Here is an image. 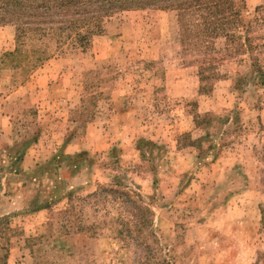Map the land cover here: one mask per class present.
Listing matches in <instances>:
<instances>
[{"label": "rangeland", "instance_id": "rangeland-1", "mask_svg": "<svg viewBox=\"0 0 264 264\" xmlns=\"http://www.w3.org/2000/svg\"><path fill=\"white\" fill-rule=\"evenodd\" d=\"M235 1L263 37L264 0ZM161 7L46 35L19 23L18 0L0 23V264H264V83L235 85L246 51L201 82ZM252 55L264 70V49ZM205 130L219 149L201 161L178 138ZM126 190L152 210L147 226Z\"/></svg>", "mask_w": 264, "mask_h": 264}, {"label": "trees", "instance_id": "trees-1", "mask_svg": "<svg viewBox=\"0 0 264 264\" xmlns=\"http://www.w3.org/2000/svg\"><path fill=\"white\" fill-rule=\"evenodd\" d=\"M18 0H0V23L9 14L16 10ZM142 0H19V23L27 29L36 28L49 35V31H95L102 28V22L108 15L126 9L144 8L152 6L173 7L177 11V16L181 28V37L185 48L193 53L194 58L199 60L200 81H208L212 77L222 76L219 66L228 58L235 57L240 52L245 51L251 55L250 67L245 73H238L235 85L244 86L249 82L256 85L264 83V70L260 62L253 59L255 51L262 52L264 49V35L252 34V31L261 23L260 15H256L253 20H245L243 12L238 9V1L235 0H144L150 5H137L135 3ZM243 1V0H241ZM263 10L264 5L257 11ZM9 21H16L9 19ZM264 21V19L262 20ZM244 27L247 36H242L244 31H230L228 27ZM81 25L78 27V25ZM239 28V27H237ZM239 30V29H238ZM256 32V31H255ZM77 39L85 41L88 34L77 32ZM70 35H68L69 37ZM261 37L263 41H261ZM224 39L222 49L216 47V40ZM255 43V44H254ZM255 55V54H254ZM246 62L244 57L240 59ZM235 116L238 111L232 110ZM228 119V116L219 118L220 121ZM194 121L198 127H208L214 123V119L209 115H195ZM205 134L199 138H194L187 132L178 138V143L183 146H193L199 152L197 157L202 161L206 155H214L219 149L217 143V133L205 130ZM144 139V138H140ZM140 143L152 144L149 140H141ZM183 143V144H181ZM14 161L10 164H13ZM110 187L104 189L105 192L114 191ZM127 201H121L129 205V212L132 217L142 212V224L147 226L151 221L149 217L152 210L149 205L143 202V196L134 190H126ZM143 201V202H142ZM264 213V207H263ZM122 218V214L119 215ZM264 258V254L261 255ZM261 257L257 259V263ZM154 264H170L166 260Z\"/></svg>", "mask_w": 264, "mask_h": 264}]
</instances>
